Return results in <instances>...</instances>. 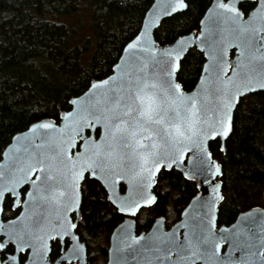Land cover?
<instances>
[{"label":"snow or ice","instance_id":"1","mask_svg":"<svg viewBox=\"0 0 264 264\" xmlns=\"http://www.w3.org/2000/svg\"><path fill=\"white\" fill-rule=\"evenodd\" d=\"M240 2L216 0L198 35H180L161 47L152 35L161 17L189 5L157 0L119 62L109 66L111 75L101 68L103 78L84 77L76 86L80 94L62 101L70 110H57L13 137L0 162V217L6 209L23 210L6 223L0 219V264H88L80 228L87 223L84 204L94 197L84 185L97 182L115 211L136 217L163 202L155 187L163 171L174 168L211 183V197L189 205L170 232L161 227L163 217L140 236L134 221H125L114 234V264L129 257L143 264H264V215L248 214L218 230L217 206L225 196L221 183L208 179L223 174L210 142L233 132L241 96L264 90V0H255L247 19ZM193 45L208 63L189 92L184 75ZM233 47L238 56L229 61ZM225 243L228 252L221 255Z\"/></svg>","mask_w":264,"mask_h":264},{"label":"trees","instance_id":"2","mask_svg":"<svg viewBox=\"0 0 264 264\" xmlns=\"http://www.w3.org/2000/svg\"><path fill=\"white\" fill-rule=\"evenodd\" d=\"M212 0H187L189 7L165 18L155 32L161 44L198 30L200 20ZM153 0H0V159L13 135L55 111L69 110L62 103L80 94L76 86L84 77L93 80L110 75L122 47L141 28ZM254 3L244 2L248 12ZM205 61L196 48L187 54L184 86L196 85ZM86 90V89H85ZM48 114V115H43ZM54 118V117H52ZM211 151L223 165L225 200L219 207V223L231 224L250 207L264 205V90L246 96L234 116V130L221 151L219 139ZM94 199L84 204L86 226L80 228L90 243L109 238L123 220L98 191V183L84 185ZM156 191L163 202L144 218H137L138 232L148 230L158 216L175 212L177 217L198 192L196 181L172 169L160 175ZM19 209H6L4 219ZM104 237V238H105ZM108 245L97 253L104 258ZM52 255V254H51ZM56 255H59L57 252ZM93 253L89 251V263Z\"/></svg>","mask_w":264,"mask_h":264},{"label":"water","instance_id":"3","mask_svg":"<svg viewBox=\"0 0 264 264\" xmlns=\"http://www.w3.org/2000/svg\"><path fill=\"white\" fill-rule=\"evenodd\" d=\"M244 1H247V0H241L240 4H241L242 2H244ZM249 1H254V2H255V0H249ZM186 2H187V0H186ZM224 2H228V0H224ZM155 3H157V0H153L152 4H151L150 7L148 8V10H147V12L145 13L144 17H145L146 15L149 14L150 10L152 9V7H153V5H154ZM161 3H163V0H161ZM215 3H216V0H212L210 6L207 8V10H206L204 16L202 17L201 21H206V20L208 19L209 10L213 7V5H214ZM239 6H240V5H239ZM186 9H187V8H186ZM186 9H184V10H186ZM184 10H181V11H179V12H182V11H184ZM241 11H242V10H241ZM179 12H177V13H179ZM177 13H173L172 15L177 14ZM172 15H171V16H172ZM167 17H170V16H162V17H161V20H160V24L157 26V28L153 29V31H152L153 38L155 39V41L157 42V44H159L161 47L168 46L169 43H167V44H161V43L156 39L155 32H156V30L159 28V26L161 25L162 21H163L165 18H167ZM244 18L247 19V18H248V15H247V16H244ZM143 20H144V18H143ZM201 21H200V22H201ZM142 24H143V22H142ZM141 27H142V25H141ZM202 27H203V25L200 23V28H199V30L192 31V32H190V33L184 34V36H191V35H193V34L198 35ZM137 34H138V33H137ZM192 48H196L197 50H199L200 52L203 53V51H201V49L198 48V47H196L195 45H193ZM192 48H190V49H192ZM232 52H233V54H232ZM121 55H123V53H122ZM203 55H204V53H203ZM237 56H238V52H237V49H236L235 47L230 48V49L228 50V59H229V61H234V60L237 58ZM204 58H205V61H204V63H203V66H204L205 64L208 63V58H207L205 55H204ZM118 62H119V60H118ZM118 62H117V63H118ZM232 67H235V65L233 64ZM202 69H203V67H202ZM110 75H111V74H110ZM201 75H202V71H201L200 76H201ZM228 75H231V69H229ZM200 76H199V78H200ZM199 83H200V79H198V81H197V83H196V85L194 86L193 89H191V90H186V89H185V91H189V92H190V91H194V90L197 88V86L199 85ZM257 91H262V90L257 89V90L254 91V92H257ZM254 92H250V93H247V94L241 96V97H240V100H239V103H240V101H241V99H242L243 97H245V96H247V95H249V94H251V93H254ZM239 103H238V105H239ZM238 105H237L236 108L233 110V121H234L235 111H236ZM69 110H70V109H69ZM44 119H46V118H44ZM35 122H37V121H35ZM35 122H33V123H35ZM31 124H32V123H31ZM31 124L28 126V128L31 126ZM28 128H26L25 130H22V131H19V132L15 133V134L13 135V137H16L17 135L22 134V133H26L27 130H28ZM231 134H232V133H231ZM231 134H230V135H231ZM13 137H12L10 143L5 147V149H7L8 146H9L11 143H13ZM229 137H230V136H229ZM229 137H228V138H229ZM228 138H217V139H219L220 142H221V147H223V151H225V149H226V143H227ZM217 139H216V140H217ZM211 142H212V141H211ZM211 142H210V143H211ZM5 149H4V150H5ZM209 150L211 151V148H209ZM3 152H4V151H3ZM211 152H212V151H211ZM190 156H191V153H189L188 156H186L185 163H187V159H188V157H190ZM213 159H214L217 163H219V164L221 165L222 173H223V165H222V163H221L217 158H215L214 155H213ZM2 161H4V156H3V154H2V158L0 159V162H2ZM174 169L182 173L181 169H178V168H174ZM182 175H183V173H182ZM222 176H223V174H222L221 176H218V177H208V179H209V181L220 182L221 185H222V187H221V191H222V193H223V181H222ZM183 177L186 178L184 175H183ZM186 179H188V178H186ZM189 180H190V179H189ZM191 180L196 181V186H197L198 192L196 193L195 196H193V198L190 200V202L187 204V206H185V208L182 210V212H181V214H180V217H179L176 221H174L169 227H168V225H167V218H166V216H165V215H161V216H158V217H156V218L154 219V221H153L151 227H150L148 230L138 232V229H137V223H138L137 218H138V216H139V214H140L141 212L138 213V215H137L136 217H130V216H127V215H123V214H121V215H123V220H122L120 223H118L117 226L112 230V232H111V234H110V237H109L108 255H107V261H106V264H114V252H113V246H114V244L116 243V241H115V237H114V234H116V233L119 232L120 226L123 225V224L125 223V221H127V220H133V221H134V224H133V232H134L135 235L140 236V235H148V234L152 233V232L155 230L157 219L163 217V223L161 224V227L163 228L164 231H168V232H170V231H173V230H174V229H175V228H176V227H177V226H178V225H179V224L185 219V216H184V210H185V209H188V208H189V205H195V204H196L198 201H200L201 199L207 200L208 198L211 197V195H212L211 183H208V184L203 183V182H202V181H203V177H200V176H195V177H194L193 179H191ZM25 187H28V186H25ZM122 194H123V193H122ZM223 194H224V193H223ZM263 198H264V190H263ZM220 204H221V203H220ZM220 204L217 206V212H216V217H217L216 225H217V229H218V230H219V229H223V228H231L233 225L237 224V223L240 221V219H241L242 216H245V215H248V214H252L253 216H255V217H257V218L261 217V215H264V206H263V205H257V206L250 207V208H248V209H246V210H244V211H241V212L237 215L235 221L232 222L231 224H221V225H219V221H218V219H219V207H220ZM22 210H23V208H20V211H22ZM20 211H19V212H20ZM18 214H19V213H18ZM18 214H17V215H18ZM14 218H15V216H14V217H11V218H8V219H4L3 217H0V219H3L5 223L7 222V220H9V219H14ZM183 233H184V230H183V229H180V230H179V235L181 236V238H183ZM82 242H83V240H82ZM87 252H88V247H87ZM227 252H228V244L225 243V244L222 245V248H221V255H223L224 253H227ZM234 255L238 257V256L240 255V253H239V252H236ZM127 264H143V261H142L140 258H137V260L134 261V260L131 259V257H129V258L127 259ZM198 264H201V262H198Z\"/></svg>","mask_w":264,"mask_h":264},{"label":"rangeland","instance_id":"4","mask_svg":"<svg viewBox=\"0 0 264 264\" xmlns=\"http://www.w3.org/2000/svg\"><path fill=\"white\" fill-rule=\"evenodd\" d=\"M145 214H146V212L142 210L139 218H144ZM166 218L168 220V224H171L177 219V214L175 212H170V214L168 216H166ZM104 237H103V239H101L98 242L94 241V242L90 243L89 251H91L93 253V255H92L93 260L89 264H106L104 258H102L97 253V250L99 249V247L101 245L109 244V238H107V237L104 238Z\"/></svg>","mask_w":264,"mask_h":264},{"label":"flooded vegetation","instance_id":"5","mask_svg":"<svg viewBox=\"0 0 264 264\" xmlns=\"http://www.w3.org/2000/svg\"><path fill=\"white\" fill-rule=\"evenodd\" d=\"M247 1H249V0H247ZM247 1H244V2H247ZM212 2V1H211ZM244 2H242L241 4H240V8H241V10L245 13V16H247L248 15V13L255 7V2L254 1H249V2H252V3H254V6L248 11V12H245L243 9H242V7H241V5L244 3ZM188 3V2H187ZM211 4V3H210ZM210 6V5H209ZM208 6V7H209ZM207 10V9H206ZM206 12V11H205ZM205 14V13H204ZM204 16V15H203ZM202 16V17H203ZM202 19V18H201ZM201 21V20H200ZM200 28V27H199ZM199 30V29H198ZM194 31H196V30H194ZM232 54H233V52H232ZM255 93V92H254ZM252 94V93H251ZM250 95V94H249ZM249 95H247V96H249ZM246 97V96H245ZM245 97H243V98H245ZM242 98V99H243ZM241 99V100H242ZM241 102V101H240ZM198 190V189H197ZM264 199V198H263ZM264 206V205H263ZM19 211H20V209H19ZM19 213V212H18ZM140 215V214H139ZM180 217V215L177 217V219ZM176 219V220H177ZM175 220V221H176ZM219 221V220H218ZM172 224V223H171ZM171 224H168V220H167V225H168V227L171 225ZM219 225H221L220 223H219ZM87 247H88V245H87ZM50 256H51V254H50ZM88 264H89V248H88Z\"/></svg>","mask_w":264,"mask_h":264}]
</instances>
